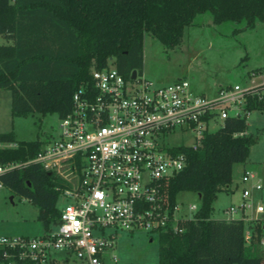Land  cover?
<instances>
[{"label":"trees","instance_id":"obj_1","mask_svg":"<svg viewBox=\"0 0 264 264\" xmlns=\"http://www.w3.org/2000/svg\"><path fill=\"white\" fill-rule=\"evenodd\" d=\"M207 11L214 22L245 21L253 27L264 20V0H0V33L13 39L0 43V88L12 91L13 115L37 111L64 116L71 110L74 91L91 83L93 69L104 66L110 56L127 77L134 69L141 72L147 33L173 47L196 15ZM255 108L264 109V95L248 97L247 109ZM247 130V115L230 116L224 125L205 132L200 147L175 148L185 154L186 165L164 181L166 203L171 210L179 191L194 190L201 204L184 229L163 227L157 232V262L131 264H264L263 221L248 222V242L243 218L212 216L218 193L232 189L235 165L247 161L257 140ZM0 139L18 142L0 148V162L27 159L43 145L39 137L17 139L14 130L0 131ZM0 180L39 206L45 228L58 220L64 183L54 171L34 162L6 171Z\"/></svg>","mask_w":264,"mask_h":264},{"label":"built area","instance_id":"obj_2","mask_svg":"<svg viewBox=\"0 0 264 264\" xmlns=\"http://www.w3.org/2000/svg\"><path fill=\"white\" fill-rule=\"evenodd\" d=\"M255 94L263 97L264 79L253 78L248 86L221 84L213 94L200 93L187 78L156 84L138 70L127 77L110 56L104 66L93 69L91 83L74 91L71 110L60 116L57 135L40 138L43 145L34 156L0 162V175L42 164L62 179L60 194L68 199L52 222L55 227L50 224L36 235H0V260L55 264L63 252L65 262L75 257L87 264H105L119 229H184L200 205L182 209L177 202L170 210L166 203L164 181L186 165L185 154L175 148L200 147L206 131L224 125L230 116L245 115L247 99ZM177 131L190 133L191 141L171 143L170 135ZM17 145L0 139V148ZM241 181L243 199L225 211L228 218L247 222L249 242L248 222L264 223V179L247 168ZM254 191L261 193L258 200ZM260 243L264 246V231ZM111 257L118 260L114 253Z\"/></svg>","mask_w":264,"mask_h":264},{"label":"rangeland","instance_id":"obj_3","mask_svg":"<svg viewBox=\"0 0 264 264\" xmlns=\"http://www.w3.org/2000/svg\"><path fill=\"white\" fill-rule=\"evenodd\" d=\"M6 39L0 36V43ZM264 66V20H257L253 27H247L245 21L225 20L214 22L209 11L198 13L194 23L184 29L179 44L169 47L157 37L146 34L144 37L145 76L156 84L169 83L179 78H187L194 90L200 93L213 94L221 84L240 83L243 86L264 79V71L256 69ZM12 91L0 88V131L14 130L17 139H48L57 135L60 129L58 113L42 114L31 112L27 115L12 114ZM248 132L257 140L251 145L246 164L253 169L264 168V109L245 110ZM216 127V126H215ZM213 126V128H215ZM171 143L191 141L190 133L177 131L170 135ZM238 166L234 167V192L222 190L214 201L212 216L223 218L230 216L225 211L231 204H237L241 195L243 182ZM264 178V177H263ZM259 191H254V196ZM264 201V199H263ZM68 199L60 194L57 206L62 208ZM177 202L182 209L188 205L201 204L197 191L181 190ZM39 206L29 198L13 192L5 185L0 186V235H36L46 228L39 218ZM55 227L54 223H51ZM111 228H109L110 230ZM116 254L118 260L111 257ZM60 260L55 264H87L75 257L68 263L58 253ZM159 259L158 233L145 228L119 229L117 242L108 251L105 264L155 263Z\"/></svg>","mask_w":264,"mask_h":264},{"label":"crops","instance_id":"obj_4","mask_svg":"<svg viewBox=\"0 0 264 264\" xmlns=\"http://www.w3.org/2000/svg\"><path fill=\"white\" fill-rule=\"evenodd\" d=\"M0 36H2V37H4L6 40L4 41V42H2V43H12L13 42V39H10V38H6L2 33H0ZM237 166H238V169H239V171H240V173L242 174V172H243V170L244 169H247V168H249V169H253V168H251V167H248L247 166V164H246V162L245 163H240V164H236ZM242 165V166H241ZM253 170H257V169H253ZM259 173H260V175L262 176V178L264 177V168L263 169H259V170H257ZM233 179H234V174H233ZM264 179V178H263ZM239 183V181L237 180V183H236V187H232V185H231V192H234V194H235V191L238 189V184ZM259 195H261V193H259L258 195H256V196H254V198H255V200H258V198H259ZM243 198H242V192H241V195H240V197L238 198V203L242 200ZM225 218H228V217H225ZM68 263V262H67ZM0 264H6L5 262H3V261H1L0 260Z\"/></svg>","mask_w":264,"mask_h":264},{"label":"water","instance_id":"obj_5","mask_svg":"<svg viewBox=\"0 0 264 264\" xmlns=\"http://www.w3.org/2000/svg\"><path fill=\"white\" fill-rule=\"evenodd\" d=\"M136 72H137V69H134V70L132 71V76H133V77L136 75ZM241 166H242V165H241Z\"/></svg>","mask_w":264,"mask_h":264}]
</instances>
